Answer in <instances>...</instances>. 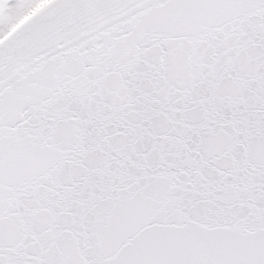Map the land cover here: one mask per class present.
<instances>
[{
  "label": "snow or ice",
  "instance_id": "snow-or-ice-1",
  "mask_svg": "<svg viewBox=\"0 0 264 264\" xmlns=\"http://www.w3.org/2000/svg\"><path fill=\"white\" fill-rule=\"evenodd\" d=\"M0 264H264V0H0Z\"/></svg>",
  "mask_w": 264,
  "mask_h": 264
}]
</instances>
